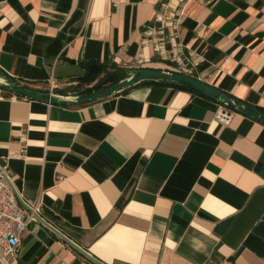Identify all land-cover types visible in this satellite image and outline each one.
Returning <instances> with one entry per match:
<instances>
[{
  "label": "crops",
  "instance_id": "obj_1",
  "mask_svg": "<svg viewBox=\"0 0 264 264\" xmlns=\"http://www.w3.org/2000/svg\"><path fill=\"white\" fill-rule=\"evenodd\" d=\"M96 64L187 74L264 110V0H0L8 77L82 94ZM220 106L156 82L68 107L0 88V164L78 246L32 221L18 264H264V125L234 110L222 125Z\"/></svg>",
  "mask_w": 264,
  "mask_h": 264
},
{
  "label": "water",
  "instance_id": "obj_2",
  "mask_svg": "<svg viewBox=\"0 0 264 264\" xmlns=\"http://www.w3.org/2000/svg\"><path fill=\"white\" fill-rule=\"evenodd\" d=\"M126 74H127L126 78L122 79L116 84L110 85L103 89L95 90L88 93H82V94L63 95L55 92L52 93L42 92L39 90L28 88L26 86H22L21 84L17 83L16 81L8 77L7 74H5L0 70V88L3 89L4 91L10 92L14 95L20 96L27 100L40 101L52 105L68 107V106H81L89 102L106 99L144 82L177 84V85L187 86L193 91H196L202 95H205L217 101L218 103L221 104V106L228 108L232 111L234 110L236 112H239L264 125V112H262L258 108L247 105L244 102L229 96L228 94L219 90L218 88L206 82L198 80L194 77H191L187 74L178 73V72H166L160 69H153V68L128 69ZM22 203L29 211L32 210L26 203L24 202ZM39 219L43 224L52 228L55 232H57L60 236H62L73 246H76L63 234L56 231V229L53 228L41 216H39ZM76 247L78 248V246Z\"/></svg>",
  "mask_w": 264,
  "mask_h": 264
},
{
  "label": "built area",
  "instance_id": "obj_3",
  "mask_svg": "<svg viewBox=\"0 0 264 264\" xmlns=\"http://www.w3.org/2000/svg\"><path fill=\"white\" fill-rule=\"evenodd\" d=\"M179 73V72H178ZM49 93L56 90L55 79L48 80ZM233 112L220 106L216 121L228 125ZM9 164H0V264H18L19 252L23 234L27 231L29 223L40 220V209L26 203L17 192ZM32 210L29 211L23 203ZM42 217V216H41Z\"/></svg>",
  "mask_w": 264,
  "mask_h": 264
},
{
  "label": "trees",
  "instance_id": "obj_4",
  "mask_svg": "<svg viewBox=\"0 0 264 264\" xmlns=\"http://www.w3.org/2000/svg\"><path fill=\"white\" fill-rule=\"evenodd\" d=\"M126 72H127V70L118 69L112 73H108L106 66H104L102 64H96V66L89 68L86 78H87L88 82H94L96 80H98V82L93 88H90V89L84 91L83 93H88V92H92L95 90H100V89H103V88L108 87L110 85L116 84L119 81H121L122 79L127 77ZM102 75H103V77H101ZM161 84L162 85H171V86H174L176 88H181V89L189 90L192 92H196V91H193L192 89H190L184 85L166 84V83H164V84L161 83ZM196 93H198V92H196ZM259 110L264 112V110H262V109H259Z\"/></svg>",
  "mask_w": 264,
  "mask_h": 264
},
{
  "label": "rangeland",
  "instance_id": "obj_5",
  "mask_svg": "<svg viewBox=\"0 0 264 264\" xmlns=\"http://www.w3.org/2000/svg\"><path fill=\"white\" fill-rule=\"evenodd\" d=\"M92 88V87H91Z\"/></svg>",
  "mask_w": 264,
  "mask_h": 264
}]
</instances>
